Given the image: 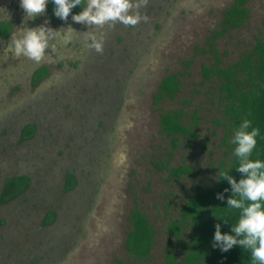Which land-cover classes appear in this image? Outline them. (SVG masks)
<instances>
[{"label":"rangeland","instance_id":"obj_1","mask_svg":"<svg viewBox=\"0 0 264 264\" xmlns=\"http://www.w3.org/2000/svg\"><path fill=\"white\" fill-rule=\"evenodd\" d=\"M233 2L148 0L139 9L147 20L135 27L96 30L103 35L97 53L82 34L88 26L71 18L53 21L46 12L26 22L20 0H0V20L12 27L9 37H0V192L7 176H29L23 195L0 203V264H168L165 251L179 250L180 243L168 236L167 223L197 184L215 178L214 164L224 157L223 128L213 123L218 79L203 78V66L235 63L256 37L264 38V0H246L244 22L221 31ZM45 20L53 29L70 25L80 33L68 44L57 42L54 52L46 49L39 63L7 53L20 27ZM41 66L49 73L34 85ZM171 73H178L180 91L155 104L160 80ZM177 108L199 115L198 137L181 140L169 155L160 114ZM31 122L35 135L20 141L21 128ZM158 160L192 165L197 174L170 180L154 164ZM70 171L77 184L65 191ZM134 208L155 229L144 261L124 247ZM48 211L57 217L44 225Z\"/></svg>","mask_w":264,"mask_h":264},{"label":"trees","instance_id":"obj_2","mask_svg":"<svg viewBox=\"0 0 264 264\" xmlns=\"http://www.w3.org/2000/svg\"><path fill=\"white\" fill-rule=\"evenodd\" d=\"M245 2L246 0H234L224 10L221 31L238 27L244 22L249 15L248 9L244 7ZM53 8L54 4L49 0L47 15L53 21L61 20L54 15ZM80 11V6H77L73 8L72 14H78ZM11 28L10 22L0 20V37H9ZM48 73L46 66L37 68L32 75L33 84H38ZM213 75L218 79L216 102L219 113L213 119V123L223 128L220 144L225 148L224 157L219 159L213 168L217 174L222 171L228 172L238 182L243 177L236 170L238 158L233 154L235 145L231 143V139L233 130L239 127L243 120H250L253 127L260 129L251 159L264 161V38L256 37L252 48L242 53L235 63L226 66L218 62L212 66L204 65L203 78L210 79ZM180 84L178 73L163 76L154 93L153 102L158 104L167 98H174L180 91ZM199 118L195 111L187 114L183 108L160 114L161 131L170 139L169 155H172V148L178 147L181 140L188 144L198 137L196 129ZM36 127L34 122L25 124L21 128L19 140L32 138L36 133ZM154 164L159 170L167 171L168 179H175L179 183L184 177L197 174V169L186 163L170 166L168 160H158ZM217 174L208 185L197 184L194 191L188 193L182 201L177 217L171 218L167 223L168 236L180 243L179 250L165 251L164 259L168 264H254L250 259V252L239 245L227 252H222L219 247H213L215 225L220 223L222 234H231V223H235L239 215L238 210L227 208L231 186L227 180H220L222 177ZM76 184L77 177L70 171L64 181V190L70 191ZM28 188V175L7 176L1 188L0 203L10 202L23 195ZM226 188L229 189L228 192H224ZM217 193H223L225 199H217ZM164 204L165 207H170L172 202L165 201ZM56 217L55 211H48L43 216L42 223L44 225L53 223ZM218 218L229 221L225 223ZM128 219L131 228L126 234L124 247L135 259L147 260L154 245L155 229L147 215L138 208L130 211Z\"/></svg>","mask_w":264,"mask_h":264},{"label":"clouds","instance_id":"obj_3","mask_svg":"<svg viewBox=\"0 0 264 264\" xmlns=\"http://www.w3.org/2000/svg\"><path fill=\"white\" fill-rule=\"evenodd\" d=\"M54 4V15L67 21L71 15L74 23L88 26L83 32L89 41L87 47L97 53L103 52V35L98 38L97 29L106 26L113 27L123 24L135 27L141 19L139 9L146 6L148 0H51ZM49 0H20V7L25 13L24 21L35 20L44 15ZM80 6L78 14H72L73 8ZM48 21L35 27H20L8 44L7 53L14 57H25L36 63L45 59V50L51 48L54 52L56 43L68 44L77 32L70 25L66 28L53 29L48 27ZM260 129L252 126L250 120H243L239 127L233 130L231 143L235 145L234 156L238 158L236 170L242 174L238 182L228 172H219L222 179L231 186V196L227 199V208L238 210L235 223H231V234L221 232V225H215L213 247H219L227 252L239 245L250 252L254 264H264V161L251 159L257 145ZM229 189H224L228 192ZM217 199L224 200L223 193H217ZM217 218V217H216ZM220 219V218H218ZM227 223L228 219H220Z\"/></svg>","mask_w":264,"mask_h":264}]
</instances>
